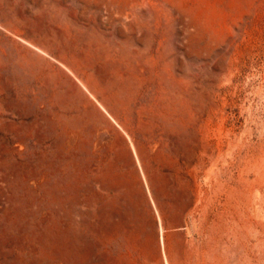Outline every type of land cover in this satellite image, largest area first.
<instances>
[{"label":"rangeland","instance_id":"obj_1","mask_svg":"<svg viewBox=\"0 0 264 264\" xmlns=\"http://www.w3.org/2000/svg\"><path fill=\"white\" fill-rule=\"evenodd\" d=\"M0 264H264V0H0Z\"/></svg>","mask_w":264,"mask_h":264}]
</instances>
